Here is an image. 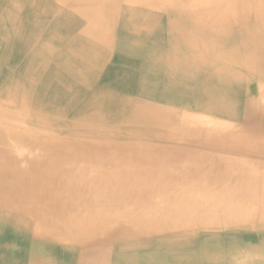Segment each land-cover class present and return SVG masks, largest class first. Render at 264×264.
<instances>
[{"label":"bare ground","instance_id":"bare-ground-1","mask_svg":"<svg viewBox=\"0 0 264 264\" xmlns=\"http://www.w3.org/2000/svg\"><path fill=\"white\" fill-rule=\"evenodd\" d=\"M0 264H264V0H0Z\"/></svg>","mask_w":264,"mask_h":264}]
</instances>
